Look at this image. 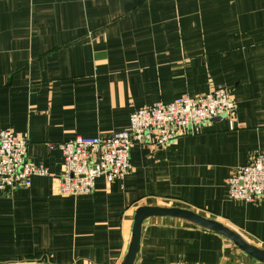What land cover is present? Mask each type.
<instances>
[{
	"label": "crops",
	"instance_id": "1",
	"mask_svg": "<svg viewBox=\"0 0 264 264\" xmlns=\"http://www.w3.org/2000/svg\"><path fill=\"white\" fill-rule=\"evenodd\" d=\"M218 89L228 117L166 147L135 143L130 172L89 195L58 193L48 144L105 138L133 111ZM2 129L49 175L0 194V264H124L142 207L229 225L264 253V201L229 200L226 185L264 155V0H0ZM132 264L264 263L191 220L147 216Z\"/></svg>",
	"mask_w": 264,
	"mask_h": 264
},
{
	"label": "built area",
	"instance_id": "2",
	"mask_svg": "<svg viewBox=\"0 0 264 264\" xmlns=\"http://www.w3.org/2000/svg\"><path fill=\"white\" fill-rule=\"evenodd\" d=\"M233 110L234 102L227 92L218 89L133 111L126 130L105 138L76 136L48 144L49 150L60 151L63 160V170L57 177L58 193L62 196L89 195L99 177L108 183L121 180L131 170L130 150L135 143L166 147L187 131L226 118ZM27 145L26 137L11 129L0 131V194L27 189L33 177L49 175L46 168L26 160ZM226 185L229 200L251 205L264 201V155L256 153L247 165L231 174ZM225 227L239 235L229 225Z\"/></svg>",
	"mask_w": 264,
	"mask_h": 264
},
{
	"label": "water",
	"instance_id": "3",
	"mask_svg": "<svg viewBox=\"0 0 264 264\" xmlns=\"http://www.w3.org/2000/svg\"><path fill=\"white\" fill-rule=\"evenodd\" d=\"M147 216H180L188 220H191L204 228L215 231L217 233H220L230 238L237 245H239L247 254H249L256 260L264 263V253L257 251L253 247L249 246L241 238L240 235L236 234L235 232L226 228L223 225H220L216 222L205 219L191 211H185V210H180V209H156V208H150V207H142L136 211V214L134 217V225H133V232H132V245H131L130 252L124 264L133 263V260L138 250L141 224H142L143 218Z\"/></svg>",
	"mask_w": 264,
	"mask_h": 264
}]
</instances>
